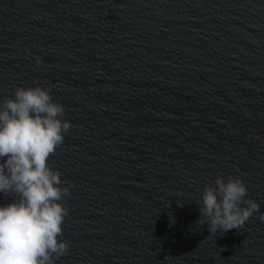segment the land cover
I'll return each mask as SVG.
<instances>
[{
  "label": "water",
  "instance_id": "obj_1",
  "mask_svg": "<svg viewBox=\"0 0 264 264\" xmlns=\"http://www.w3.org/2000/svg\"><path fill=\"white\" fill-rule=\"evenodd\" d=\"M37 85L71 123L55 264H264V0H0V105ZM236 176L259 210L212 234Z\"/></svg>",
  "mask_w": 264,
  "mask_h": 264
},
{
  "label": "clouds",
  "instance_id": "obj_2",
  "mask_svg": "<svg viewBox=\"0 0 264 264\" xmlns=\"http://www.w3.org/2000/svg\"><path fill=\"white\" fill-rule=\"evenodd\" d=\"M64 113L49 88L39 85L17 87L0 105V194H15L0 204V264H55L70 247L60 239L69 214L61 201L69 187L48 163L71 127L60 118ZM247 192L240 176L217 177L203 191L198 224L207 223L212 234L241 228L260 207L245 199Z\"/></svg>",
  "mask_w": 264,
  "mask_h": 264
}]
</instances>
